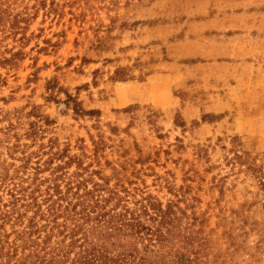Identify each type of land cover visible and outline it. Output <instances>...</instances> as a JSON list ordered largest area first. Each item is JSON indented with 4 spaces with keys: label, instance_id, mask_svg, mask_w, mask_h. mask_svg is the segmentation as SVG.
I'll list each match as a JSON object with an SVG mask.
<instances>
[{
    "label": "rangeland",
    "instance_id": "1",
    "mask_svg": "<svg viewBox=\"0 0 264 264\" xmlns=\"http://www.w3.org/2000/svg\"><path fill=\"white\" fill-rule=\"evenodd\" d=\"M0 176L2 212L97 183L169 207L168 264H264V0H0Z\"/></svg>",
    "mask_w": 264,
    "mask_h": 264
},
{
    "label": "trees",
    "instance_id": "2",
    "mask_svg": "<svg viewBox=\"0 0 264 264\" xmlns=\"http://www.w3.org/2000/svg\"><path fill=\"white\" fill-rule=\"evenodd\" d=\"M4 179L0 176V181ZM61 179L53 180L41 202L34 196L35 190L15 187L19 190L11 194L9 210L0 211V264H168L170 258L196 260L190 259L186 248L172 251L181 230L169 207L162 210L150 195L132 203L135 197L125 190L121 193L97 183L89 188L78 181L64 186L54 183ZM20 191L22 195L17 197ZM20 207L24 214L35 209L34 216L39 215L45 224L38 227L31 218L22 230L12 231L14 238L10 240L3 227L13 214H17L14 225L23 222V214L18 215Z\"/></svg>",
    "mask_w": 264,
    "mask_h": 264
}]
</instances>
